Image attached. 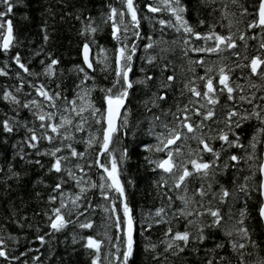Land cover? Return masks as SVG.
Here are the masks:
<instances>
[{"label":"snow or ice","instance_id":"1","mask_svg":"<svg viewBox=\"0 0 264 264\" xmlns=\"http://www.w3.org/2000/svg\"><path fill=\"white\" fill-rule=\"evenodd\" d=\"M207 2H215V0H207ZM122 5L121 8L113 7L111 4L107 5V12L102 13L101 21L103 23L110 22L111 39L115 42L114 49H106L103 46H97V41L94 38V34L99 31L100 25L95 24L94 18L84 17L80 15L76 16V19L80 22L79 35L84 37V42L80 47L81 64L73 66L70 71L78 73V80L75 85L73 97L69 100L67 97L61 101L60 85H56L55 91L46 89L44 85L38 87L29 84V88L35 87L36 96L42 98L37 100L35 97L31 100H26L23 104L20 103L18 97L10 92L6 87L0 93V99L6 101L9 105H15L13 111H17L20 108L27 109L29 114L33 117V125L38 122L37 127H29L28 121L21 122L15 117H7L0 119V129L3 133L11 134L16 130L23 128L24 137L20 141L21 151L14 152V155L24 158L23 145H27L29 149H37V145L40 141L51 142L55 139H59V146L44 149L43 151H37L36 155H44L51 158L50 167L48 172H54L57 174L58 179L54 186H52V192L48 195V203L51 204L56 201L57 195H59V204L57 207H52L50 212L45 211L46 223L50 232H60L65 229L69 223H75V226L81 230L89 229L93 226L91 219H85L80 222L76 220V217H80L87 213L90 209L95 210L99 207L105 214L106 230L104 237L111 243V236L109 231L115 229L116 242L111 243V248L114 251L104 252L103 261H101V246L103 241L96 239L93 236H81L79 239L82 241V247L85 251L92 250L94 253L91 255L90 264H129L130 258L134 254L135 236H134V217L132 215V209L127 203L126 189L120 180V167L127 159V149L119 151L117 157V149L112 148V144L117 141L120 134L127 135L130 128L129 117L131 115L130 110L126 106V100L130 96L129 89L133 87V84H145L147 81H151L154 77L152 75H145L143 78H138L135 81L130 79V72L132 70L133 59L137 53V42L141 39L140 32V20L138 19V9L134 4V0H119ZM230 3L236 5L240 10V19L236 21L237 24H244V18L252 15L254 18L246 22L245 27L238 28L237 34L228 31L226 35L218 34L214 31L216 24H220L221 28L224 25L220 23V20L216 21V24L208 23V31L204 33L196 32L194 28L188 23L185 18L187 11L186 5L182 0H154L153 3H145L144 8L149 13H158L165 11L170 14L172 19L164 20L159 19L157 23L161 26V31L164 26L174 29L178 34L182 31L184 34L183 44L185 46L184 55L187 56V51L190 50L193 53H222L225 49L232 50L234 55L240 56L239 52H236L237 40L245 46L248 39L245 32L248 29H254L260 27L264 32V0H258L257 3L250 5L254 8L253 13H249L247 8L238 3V0H230ZM201 5H206V0H200ZM14 4L12 0H0V52L7 53L9 49L15 44V37L13 35V27L10 19L6 17L11 14ZM228 7L226 4L224 8H220L221 18H227L229 13L225 11ZM211 15V13H209ZM234 15V13L232 14ZM144 19H155V16H145ZM173 19L175 23H173ZM205 21L199 20V24L203 25ZM233 27V20L228 19V28ZM155 31V29H153ZM41 32L44 33L43 39L45 42L49 39L46 28H41ZM194 37L198 40L205 42L204 46H193L189 37ZM130 37L131 43L129 44ZM147 43L143 45L144 52H148L153 47L158 46V41L167 45V41H161L160 37L157 40L153 39V36L149 34L147 37ZM212 41V46H207L208 42ZM177 41H173L175 44ZM96 47L97 51L95 56L92 55V49ZM259 49L264 50V43H260ZM170 49L166 46L159 48L161 53H166ZM34 55L38 53H33ZM49 56V63L45 64L41 61L43 66V74L51 78L54 75V66L58 64L56 59ZM258 55L251 57L250 63L244 65L250 67L251 75L258 76L264 81V59L258 58ZM95 59L96 63L93 64L92 60ZM142 60L146 64H152L156 60V56L148 55ZM161 61L165 59L163 55L160 57ZM244 59H247L246 57ZM19 69L30 75H38L37 73H29L25 63L21 62L19 53L11 57ZM114 60V67L112 66ZM190 64L202 65L203 60L190 61ZM171 61L167 64L161 63L159 68V75L163 77L165 70H169ZM99 67L101 72H108L111 77V83L104 87L103 85H97L95 77L90 75V71H96ZM236 68H240L241 64H235ZM258 67L261 70L258 72ZM4 68H7V62L4 64ZM140 71L143 73L144 69ZM189 71H192L190 68ZM232 69L225 65H220L213 68L211 64L205 68V75L195 77L192 80H185L183 83L184 93H190L188 102L183 106L179 103L176 104L175 111L170 109H164V115L171 114L172 121L163 122L160 121L159 116L148 117L149 127L147 129V135L152 137L154 143L146 144L143 141L139 146L147 153H163V158L153 159L150 155L145 156L144 159L150 166L151 170L155 172L160 170L159 181H153L154 186L157 187L159 194L168 200L167 207H171V197L168 195L174 189L179 190L184 188L183 195H177L176 199L181 201L182 207L178 208L173 217H182L187 220L184 231L172 232V229L167 228L164 233V239L158 243L164 245L163 251L175 256L178 252H182L187 248L189 242H203L206 240V229H218L220 230L227 240V245L233 254L238 255L239 264H245L244 256L253 255V252H247L249 246L253 250L258 248L256 241L250 239V233L245 227L246 209L241 208L238 217L233 219L231 214L228 216V220L231 222L226 228L221 227L224 223L219 209L214 207L211 202L206 206L204 198L210 193L214 200H217L220 204L227 203V199L236 194H242L248 199H251L250 193L258 194V208L256 212L261 222H264V151L259 153V163L249 164L248 168L251 170V175L244 177L242 183L237 184L233 181L234 188L232 192H229L224 185H220L217 191L213 192L212 187L215 181L217 172H223L224 169L229 167L231 163L235 168L236 164L244 159L247 161H254L257 159L253 155V152L257 151L256 141L260 133H264V104L260 101L264 100V96L257 99L256 103H253V99L256 98L255 93L244 94V87L238 83L230 81L229 74ZM7 75V72L3 68H0V76ZM17 78H20V73L17 72ZM213 75H218V89L216 82L213 80ZM109 76H105L107 80ZM248 80L249 77H244ZM92 81L91 85H85V81ZM175 81L174 75H168L166 79L157 78L158 88L157 91L152 92L151 96L146 98L141 103L145 107V111H148L149 107H158L159 102L166 100L165 90H170L173 82ZM203 82V92L198 89V83ZM248 87H255L253 84H249ZM100 92V106L97 107L96 103L91 99L94 91ZM14 91H20L19 88ZM226 94L225 111L222 117L215 119V109L219 105L218 97ZM46 102V103H45ZM60 102V103H58ZM78 102V103H77ZM150 102V103H149ZM249 104L251 110L242 109L240 105ZM231 105V106H230ZM45 108L50 111H45ZM198 119L193 120V117ZM73 117L76 119L74 120ZM255 119L259 127L255 128L252 136L249 139L248 147L253 152L247 154L246 157H241L236 154L226 156L223 163L219 162V158L223 152L230 148H241L243 145L240 143L241 137L237 134L239 129L246 121ZM159 121L160 131L156 130L157 123ZM212 121L216 125H223V127H212L206 122ZM140 121H137L139 124ZM94 130L89 131L92 128ZM207 128V131L204 129ZM86 132L83 139L79 141L84 145V151H77L74 147L75 135ZM232 137L231 139L229 137ZM193 140L196 142L197 147L195 149L187 146V141ZM182 141L180 147H176V143ZM218 141L219 148L213 147V142ZM13 148H16V144H13ZM182 148H186V153L182 151ZM89 152H94V158L88 156ZM66 153V154H61ZM103 154V159H102ZM205 155L210 156V159L205 160ZM77 160L76 163H72V160ZM87 160L88 168H95L100 170L99 185L89 182L87 188L83 185L82 181L87 172L83 161ZM27 163L39 164V160L27 161ZM190 165V167H189ZM75 170V171H74ZM80 172V176H77L76 172ZM8 175L5 176V180L19 176V173L13 171L12 163H8L7 168ZM211 173V181L209 176ZM258 173V176H257ZM67 176V181L63 179ZM199 177L204 181H209L207 189H205L202 183L199 188H195L191 194H188L186 180L189 177ZM255 178V179H254ZM69 181H75V186L78 192L72 194L65 191L63 185ZM132 183L131 180L128 181ZM99 187V196L104 202L100 205H92L89 201V205L85 207L84 212L79 211L83 204V198L88 189ZM167 187L168 192H164L163 189ZM40 194L37 193V196ZM199 196L200 203L197 207L196 197ZM70 205V206H69ZM64 212L69 215L74 213L72 220L66 219ZM208 217L207 222H204V217ZM142 223L141 236L144 238L143 249L144 252H153L156 255L153 259H156L161 253L156 252L157 244L152 243L150 238L144 236V232L152 228L153 225L168 224L169 218L165 213L164 207H157L150 215L145 213ZM192 217V219H188ZM23 219V217H21ZM15 223V221H13ZM147 223V229L143 228V225ZM195 226V232L190 231V226ZM39 231V229H37ZM171 233V235H169ZM235 237V239H233ZM13 242H16V237L9 236ZM36 239L41 243L44 242V237L37 235ZM78 242L77 235H72V243ZM223 243L216 242L213 249H207V252H213L215 249H222ZM196 251V249H193ZM120 254V255H118ZM21 256L24 253H20ZM0 257L9 258L8 252L5 248L4 239L0 238ZM10 259L16 260L15 256ZM226 259L224 256L218 258L208 256L205 264H223ZM33 261H36V256L32 257ZM252 264H264V259L256 260Z\"/></svg>","mask_w":264,"mask_h":264},{"label":"trees","instance_id":"2","mask_svg":"<svg viewBox=\"0 0 264 264\" xmlns=\"http://www.w3.org/2000/svg\"><path fill=\"white\" fill-rule=\"evenodd\" d=\"M12 2L14 7L11 14L6 18L10 19L12 23L15 44L7 53L0 52V68H3L7 72V75L0 76V93L6 87L23 104L26 100H31L34 97L38 101L42 99L36 96L35 87L29 88L30 83L37 87L44 85L46 89L52 91H55L56 85L59 84L61 101H63L64 97L71 100L78 80V73L70 71V69H73L74 65L82 63L79 53L80 47L85 39L78 34L81 25L76 19V16L80 15L82 19L84 17L94 18L95 24L100 25L99 31L94 34L97 46L114 49L115 42L111 39L110 22L103 23L101 21V15L107 12V5L109 4L113 7L121 8L122 5L119 3V0H12ZM153 2L154 0H134V4L138 9V19L140 20L141 39L137 42L138 51L134 56L132 70L129 76L132 81L143 78L145 75H152L154 78L145 84L134 83L133 87L129 89L130 96L126 100V106L131 112L129 117V132L127 135L120 134L117 141L112 144V148L117 149V157L120 150L127 149V159L120 167V180L126 189L127 203L132 209V215L134 217L135 247L129 264H205L208 256L216 258L224 256L226 259L223 261V264H239L237 258L239 253L233 254L230 252L226 238L218 229H206L205 234L207 238L205 241L196 243L190 241L187 248L182 252H178L175 256L163 251L164 245L158 242L164 239L163 233L167 228L170 227L172 232L185 230L187 220L179 216L173 217V213L182 207L181 201L176 199V197L177 195L185 194L184 188L181 187L179 190L174 189L168 193L171 197L172 206L167 207L168 200L159 194L157 187L153 184V181H159L160 170L153 172L144 159L148 155L153 159L158 157L163 158L164 154L155 152L147 153L141 149L139 144L141 141L146 144L154 143L153 138L147 135V129L149 127L147 118L159 116L160 121H172L171 114L165 116L163 110L170 109V112L175 111L177 103L183 106L188 102L190 93L180 94L183 90L184 81L205 75V68L209 64L213 68L225 65L232 69L229 74L230 81L234 82L232 86L238 83L244 87V94L255 93L256 98L253 99V103H256L259 97L264 96V81L258 76L251 75L250 67L244 66L249 64L251 57L258 55V53V58L264 59V50L259 49L260 43H264V32H262L260 27L248 29L245 32L248 38L246 40L247 47L245 48L237 40L238 47L235 51L239 52L240 56L234 55L233 51L228 49H225L222 53L211 54L193 53L188 50L187 56H185L183 32L181 31L178 34L174 29L167 26H164L161 31V26L157 23L159 19L166 21L172 19L170 14L165 11L149 13L144 8L145 3ZM182 2L187 8L185 18L194 30L200 33L208 31L209 22L216 24V21L220 20L224 28H221L220 24H216L214 31L221 35H226L228 31L237 34L238 28L245 27L246 22L254 18L252 15H249L244 18V24H237L236 21L240 19V10L236 5L231 4L230 0H215V2H207L206 0V5H201L200 0H182ZM257 2L258 0H238V3L247 8L249 13L254 12V8L250 7V5ZM226 4L228 7L225 11L229 13V16L227 18H221L219 9L224 8ZM233 13L234 15H232ZM145 16L150 18L155 16V19L146 20L144 19ZM200 19L205 21L203 25L199 24ZM228 19L233 20V27L231 29L228 28ZM173 23H175L174 19ZM42 27L46 28L49 37L47 42L43 39L44 33L41 32ZM149 34L153 36L154 40L160 37L161 41H167V45L158 41L157 47H153L148 52H144L143 45L147 43L146 37ZM132 38L134 37H130L129 44ZM189 38L193 46L205 45L203 40H198L191 36ZM174 40L177 41L175 44L173 43ZM212 45V41H209L207 44V46ZM165 46L170 50L166 53H161L159 48ZM96 51L97 48L94 47L92 49L93 56H95ZM17 53L21 57V62L26 64L29 73H37L38 75L33 76L25 73L12 62L11 57ZM33 53L38 54L34 55ZM48 54H51L52 59L58 61V64L54 66V75L51 78L43 74V66L41 64V61H44L45 64L50 62ZM148 55L156 56V60L152 64H146L141 59L142 56L146 59ZM161 55L165 57L163 61L160 59ZM245 57L247 59H244ZM201 59L203 60L202 65L190 64V61ZM169 61H171L169 70H165L163 77H160L159 68L161 63L167 64ZM5 62H7V68H4ZM92 63H96L95 59L92 60ZM235 64H241V67L236 68ZM112 66L114 67V60ZM141 68L144 69L143 73L140 71ZM190 68L192 71H189ZM17 72L20 73L19 79L16 75ZM90 75L95 77L97 85L107 87L111 83L109 73L101 72L99 67L94 72L90 71ZM168 75H174L175 81L170 90H165L166 100L159 102L158 107H149L148 111H145V107L141 102L150 97L152 92L157 91V78L166 79ZM105 76H109V78L106 80ZM244 77H249V79L245 80ZM213 80L216 82L218 89L220 87L218 85V75H213ZM84 83L85 85H91L92 81L89 80ZM250 83L255 85V87H248ZM197 86L203 92V82H199ZM17 88L20 91H14ZM100 95V92L96 90L91 97L97 107L100 106ZM218 99L219 105L215 109V119L217 120L222 117L225 111L226 94L219 96ZM260 103L264 104V100L260 101ZM240 107L249 111L251 110V105L249 104H242ZM13 108H15V105H9L6 101L0 99V119L15 117L21 122L28 121L29 127L38 128V122L33 125V117L27 109L20 108L17 114V111L12 110ZM45 111H50V109L45 108ZM73 119L75 120L76 118L73 117ZM195 119H198V117L194 116L193 120ZM137 121H140V123L137 124ZM156 123V130L160 131L158 126L159 121ZM206 124L212 127H223V125H216L212 121H208ZM94 127L93 125L88 130L92 131ZM257 127H259V124L253 119L246 121L237 129L236 131L241 137L240 143L243 147L239 149L233 147L226 150L221 154L219 162L223 163L224 158L232 154L246 157L248 153L253 152L248 147V143L253 131ZM207 130V128L204 129V131ZM86 134V132H82L75 135L74 147L77 151H84V145L79 141ZM24 135L23 128L16 130L14 126V131L11 134H5L0 129V238L5 241V248L9 257H0V264H90L91 255L94 253L92 250L85 251L82 247V241L79 239L81 236L89 235L103 241L101 246V261H103L104 252L110 254L111 251H114L111 248V243L116 242V233L114 228L109 231L108 234L111 236V243L104 237L107 222L105 220V214L99 207L95 208V210L90 209L84 215L76 217V220L80 222L85 221L86 218L91 219L93 221L91 228L81 230L75 226V223H69L60 232H50L46 223L45 211L50 212L52 207H57L59 204L58 194H56V201H53L51 204L48 203V195L52 192V186L56 183L58 176L54 172L50 173L47 171L50 167L51 158L44 155L37 156L36 152L59 146L60 141L59 139H55L51 144L47 141H40L37 149H29L27 145H23L24 158L21 159L20 156L14 155V152L21 151L20 141ZM263 135V133H260L256 141L257 151L253 152V155L257 157L256 160H250L245 163V160L241 159L235 168L230 163L229 167L224 169L223 172H217L215 181H211L210 173L209 181L213 183V192L217 191L221 184L229 192H232L234 180L239 184L244 181L245 176L251 175V170L248 168V165L259 163ZM229 138L231 139L232 137L230 136ZM14 143L16 144L15 149L13 148ZM182 143V141L177 142L176 147H180ZM187 146L195 149L197 144L193 140H188ZM213 147L219 148V142H213ZM182 151L186 153L187 149L182 148ZM88 156L94 158V152H89ZM203 158L207 160L210 159V156L205 155ZM36 160H39L40 163H27V161ZM9 162L12 163L13 171L19 173V176L18 178L12 177L5 180V176L8 175L7 168ZM76 162L77 160H72V163ZM83 164L85 169H87L82 181L83 185L87 188V184L92 182L98 186L100 170L88 168L87 160L83 161ZM76 174L80 176L79 171ZM63 179L67 181V176H64ZM129 180L132 181L131 184L128 183ZM209 181H204L195 176L187 178L186 186L188 194H191L195 188H199L202 183L205 189H207ZM63 189L72 194L78 192L75 181L65 183ZM163 191L168 192L167 187ZM37 193L40 195L37 196ZM249 195L251 199L238 193L229 197L225 204H220L217 200H214L210 193L204 198L206 206L211 202L214 207L219 209L224 218V223L221 225L223 228H226L231 223L228 220L229 214L235 219L238 217L241 208L246 209L245 227L250 233V239L256 241L258 248L253 250L251 246L248 247L246 251L253 252L254 254L251 256L246 254L244 256L245 264H252L256 260L264 259V228L256 212L258 208V194L250 193ZM195 199L197 201L196 206L199 207V196ZM89 201L92 205L104 203L99 196V187L87 190L79 211L83 213L85 207L89 205ZM157 207H164L167 218H169V223L153 225L152 228L144 232V236L149 237L152 243L157 244L156 252L161 253L156 259H153V256L156 254L153 252L146 253L143 249L145 241L141 236V221L144 220L145 213L150 215ZM63 214L68 220H72L74 217V213L69 215L67 212H64ZM188 219H192V217H188ZM203 219L206 223L208 217L205 216ZM143 228L147 229V223L143 225ZM189 230L195 232V226H190ZM73 234L77 235L78 242L76 244L72 243ZM37 235L44 237L43 243L36 239ZM9 236L16 237V242L9 239ZM216 242L223 243L224 247L222 249H215L213 252H207V249L214 248ZM193 249H196V251H193ZM22 252L24 253L23 256L20 255ZM13 256L17 259H10ZM33 256H36V261L32 260ZM104 264H107V262H104Z\"/></svg>","mask_w":264,"mask_h":264},{"label":"water","instance_id":"3","mask_svg":"<svg viewBox=\"0 0 264 264\" xmlns=\"http://www.w3.org/2000/svg\"><path fill=\"white\" fill-rule=\"evenodd\" d=\"M261 151H264V135H263V139H262V142H261ZM262 223V226L264 228V222H261Z\"/></svg>","mask_w":264,"mask_h":264},{"label":"flooded vegetation","instance_id":"4","mask_svg":"<svg viewBox=\"0 0 264 264\" xmlns=\"http://www.w3.org/2000/svg\"><path fill=\"white\" fill-rule=\"evenodd\" d=\"M261 67H263V66H261ZM261 67H258V72L261 70ZM250 70V69H249ZM250 73H251V70H250ZM254 76V75H253Z\"/></svg>","mask_w":264,"mask_h":264},{"label":"bare ground","instance_id":"5","mask_svg":"<svg viewBox=\"0 0 264 264\" xmlns=\"http://www.w3.org/2000/svg\"><path fill=\"white\" fill-rule=\"evenodd\" d=\"M164 12V11H163ZM93 54V53H92ZM264 134V133H263ZM263 139V138H262Z\"/></svg>","mask_w":264,"mask_h":264}]
</instances>
